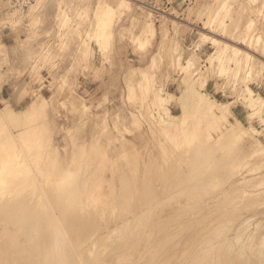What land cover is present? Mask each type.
<instances>
[{"label": "rangeland", "instance_id": "rangeland-1", "mask_svg": "<svg viewBox=\"0 0 264 264\" xmlns=\"http://www.w3.org/2000/svg\"><path fill=\"white\" fill-rule=\"evenodd\" d=\"M98 1L99 0H61V3L58 4L55 3V0H0V110L5 108L6 105H9L17 111L23 110L33 101H40L44 97L47 99L46 112L42 118L40 117V120L44 118L48 122L49 126L45 130V134H50L52 136L50 143L52 146L56 147L58 151L60 150V154L64 155L67 152H71L72 148H74L72 145V140L74 138H76L79 144L89 146L92 141H96L101 137L97 141L108 150L111 157L110 160L106 162V167L108 169L104 171V177L107 179L104 189L107 191V196L111 198L116 196L115 201H120L117 203L116 216L112 217L110 212L103 214V216L94 215V218L88 222L84 232H77L80 228L78 227L76 231L73 230L68 233L67 236L71 240L72 245L74 244V240L77 241L78 245H76L79 249L78 251H81L84 243L81 246L79 241L85 240V238H88L92 233L96 234L95 237H101L103 234L107 236L110 231L114 230L116 225L117 227L121 225L118 228L119 230L117 229L118 231H115V234L111 235V237H107L108 239L105 238L102 247L103 252L101 251L102 253H104V251L106 253H104L105 257L102 254L104 260H109L112 264H121L119 258L116 263L117 258L115 251L116 253H120L124 249L114 250L116 246H121V244L118 243H122L120 241H125V239H127L126 242H130L132 237H130L129 234H131V236L135 235L139 229H141V234L143 235V238L141 235L142 239L139 238V242L144 240V243L147 245L143 244V241L140 242V244L135 243L133 247L138 248L136 247L138 245L139 249L140 247L141 249L139 252L138 249H132L134 255L130 254V256L133 257H128V259L125 258V261L123 260L124 262L121 261L123 262L122 264H151L152 262H154L152 264H156L159 259L165 262L171 253L173 255L172 259L175 262L170 260L171 255L168 258L169 262H165L166 264H192V261H196L197 259V264H216L217 259H219H216V256L220 257L219 255H221L222 260L218 261V264H224L227 258L228 264H239L240 262L241 264H262V261L264 264V153L255 154L254 156H251L249 153L250 150L252 151L254 149V145L256 146L254 142L255 138H260L259 141L264 145V0H256L254 3L250 2V0H226L227 9L230 8L231 10V16L226 19V22L230 24V28L234 30L236 34L243 33L244 23L250 19H254V22H256L254 33H262V40L256 49L240 43L239 37L235 38V43L243 45V47L249 50L254 56L253 62L256 65V70L254 69L252 74L248 76L249 71L243 70L237 78L233 77L232 72L220 75L221 73L219 72L217 60L211 64L210 56L216 51V46L208 40H205L202 35L203 32L207 33L209 30V27L204 28V24L207 20L208 13L211 12L204 10L205 6L211 4L215 8L222 0H129L130 8H126L121 16L115 18L116 23L113 29L114 38L111 40L107 49L100 48L95 39L89 37L85 32L86 29L92 30L94 9ZM32 5H34V8H32ZM62 8L67 10L62 11ZM259 8L260 10L262 9L261 12H258ZM148 13H151V15L148 16ZM86 15H89L92 20H84ZM150 21H153L155 25V33L150 35L151 40H148L145 47L141 48L138 46L137 41L134 40V37L140 34L146 22ZM63 22H67L68 25H63ZM217 36L225 40L230 39V36L222 31H218ZM87 46L90 51L88 54H84ZM153 58H156V60L155 64L152 66ZM189 59H193L195 62L194 66L191 68L195 81H199L200 79L203 80L207 77L208 85L202 87L207 95L218 103L228 102L230 108L229 120L235 123L236 119H239V121L248 128L250 135H247L245 137L246 139L244 138L242 141V145L246 146L245 151L236 153L238 160H234V164H231L233 160L225 159H227V156L229 159V154H232V151L235 152V150L226 153L227 156H225V152L216 150L217 142L215 140L218 137V133H220L222 129H225L226 126H229V123L212 128V139H206L203 134L201 136L204 138L203 141L201 140L202 138H199L201 142L197 140L193 143L194 145L192 144L188 148L186 146H181L179 148L173 145L172 141H166V133L156 129L161 124L159 122L165 121L167 117L165 113L159 111V96L167 97L170 93L174 95V98L167 105V108L170 109H168V111L173 114H180L187 105L188 107L191 106L195 100L194 96L189 95V92L185 90V78L188 77V73L182 66L188 64ZM141 69H148L151 77L149 86L150 95L144 99L142 98L143 90L138 87V82L141 79ZM247 76L249 78H247ZM131 86H135L132 92L130 90ZM196 88H200L198 82ZM252 91H254L256 97H259L258 101L261 103L258 104V101H253L251 104L248 103L249 100H253ZM184 97H189L190 100L186 99L189 104H186V100L183 99ZM71 100L76 101V106H70L69 102ZM182 101H185V104L182 103ZM84 104L88 106L86 109H83ZM156 111L161 113L158 114ZM152 113H157L159 117H157V120L151 122V120H153ZM141 114L145 115V117H142ZM136 116L141 119V125L137 127L135 125ZM179 137L176 136L174 138L175 141L179 139ZM174 139L172 140L174 141ZM125 141L129 143L125 144V148H122L121 144ZM213 141H215V143ZM205 145L209 146L206 148ZM164 146L167 154L169 153L165 161L163 159ZM198 146L201 149L197 148ZM200 150H204V155L205 152H208L207 155L209 159L207 158L206 160L205 158V162L211 159L207 162L208 164L200 162L201 167L202 164H205L202 168H200V164L198 165V163H196L202 161V159L200 160L198 158L199 155L197 154ZM194 152L196 154H194ZM181 153H183V155ZM124 156H129L130 159L133 160L131 161L132 163H127ZM192 162H195L197 165ZM223 164L226 165V172L223 169L224 167L222 169L220 168ZM236 164L242 165L237 166ZM227 165L229 167H227ZM190 166L192 168H190ZM193 166L195 168L199 166L200 170L198 171L196 168L194 173ZM215 166L218 168H215ZM113 167L117 169L114 170ZM212 168L214 170L216 169L217 172L220 171L218 169H221V172H223L222 174L220 172V175L217 172L215 173V171L213 172ZM197 171L199 172V176L197 175ZM185 172L187 173L185 174ZM210 172H212V176ZM224 172L226 173L224 175L225 177L223 176L221 182L215 184L219 180V176H222ZM169 174L170 177H168ZM214 174H218L219 176ZM121 175L123 178L122 181ZM123 175L128 176L136 183L138 179L142 184L133 183L134 186L129 184L125 186L126 182L123 181ZM197 176L198 178H196ZM213 177L215 179H213ZM183 179L185 180L183 181ZM200 179H202L203 182L202 180L200 181ZM210 179L211 181H209ZM190 180L191 182H193V180L195 182H188ZM180 181L184 183L187 181L184 185L190 183V186H195V191H199L197 193L199 196L194 198L193 201L190 200L191 202L185 200L186 202L184 201V205H180L172 200V204L175 206L173 209L175 211L172 212L173 206L171 209L169 207L172 205L169 202L171 200L167 201V199L170 198L171 193L172 195L176 193L174 189H179V186L183 185ZM123 182H125V184ZM149 182L152 184L151 186L153 188V190L151 188L149 190L151 191L150 194L152 192L154 193L150 195L153 200L150 196L146 195L149 191L146 189L143 191L141 187L143 183L149 185ZM201 183L205 185H201ZM110 184H114L115 188L112 187L113 189H111ZM122 185L123 189L126 187L125 190L127 193H125V190L121 189ZM129 186H132L133 189H130ZM171 187H174L173 191ZM127 188L130 191L133 190L131 194L128 192L129 190ZM140 190L143 194L145 191L148 192L143 196ZM204 190L206 192H204ZM122 191H125L123 192V196L125 195L124 197L122 196ZM126 196L127 199L133 196L132 200L129 198L131 202H129V199L125 200ZM139 196L142 199L139 198ZM121 198L123 200H121ZM163 198L165 200H163ZM144 199L146 202L148 201V204L150 199L151 203L147 205ZM155 202H157L156 205L159 203H161V205L162 203L164 204L162 205L163 207L161 205H159L160 207L158 206L159 210L164 208L161 210L163 215L160 212L161 216L159 215L158 217V219L161 218V221L159 220L160 224L158 223V226L156 225L158 228H154L155 233L149 235L145 228V230H143V227L140 228L141 226L137 224L139 220L138 217H140L143 212L150 209ZM125 203L127 204L124 206ZM169 203L170 205H167ZM182 206L185 207L183 208ZM165 208L168 212L170 210L171 212L168 214ZM164 210L166 215L169 216L168 218ZM179 210L181 213H178ZM140 211H142V213H140ZM136 212L140 214L138 215ZM136 214L138 216H136ZM135 216L136 219L134 218ZM162 216L163 218L165 217L164 221L162 220ZM127 219L130 220L127 222ZM133 219L135 220L133 221ZM201 219L203 224L201 223ZM131 220L133 222H131ZM185 222L188 223L186 224ZM180 223L183 224L181 225ZM198 223H200L199 226ZM4 226L8 228L9 232L10 229H13L12 226L6 224L0 225V228ZM121 228H123L122 231ZM222 228L223 230H221ZM156 231L160 232L157 233ZM176 232H179L178 235H176ZM143 233H146V236ZM209 233H211V236ZM168 234L171 236L169 237ZM172 234L175 235L173 236ZM137 235L139 236L140 233ZM137 235H135V237ZM218 235L221 238L218 237ZM126 236H128V238ZM147 236L150 238L147 239ZM167 236L170 243L175 240H180L178 243L180 242L181 244L175 241L173 244L175 243L176 245H172L168 242L171 247H168L167 250V247L165 248L163 245H170L166 242L161 243L164 241L161 240L165 239ZM175 236L179 239H176ZM95 237L92 238L91 244ZM171 237L175 239L172 240ZM146 241L148 243H146ZM189 241L190 247L188 246ZM200 242H204L205 245ZM211 242H214V244ZM217 243H220L221 246ZM146 246L147 249L145 248ZM142 247L145 249H142ZM173 247H176L177 250ZM178 247L179 251L186 249L188 254L185 250L184 252L176 253V255L175 252H178ZM155 248L158 252H156ZM192 248L193 251L191 250ZM202 249H204V252H202ZM218 249L219 252L217 251ZM229 249L230 252H228ZM144 250L149 256L146 253L145 255L142 253ZM224 250H226V253ZM238 250H240V253ZM135 251H137V253ZM148 251L151 252L148 253ZM228 253L231 254L228 255ZM242 253H244V255H242ZM141 254L143 257H140ZM174 254L180 261L178 259L176 260ZM239 255L243 257H241L242 260ZM111 256L113 258L115 257V259L113 260ZM238 256L240 259L239 262H237L238 258L236 259ZM258 256L261 259L258 260ZM163 258L165 259L163 260ZM139 259H141V261ZM207 259H209V261ZM86 261H88V259ZM113 261H115V263H113ZM162 261L160 260V262ZM160 262L157 264H161Z\"/></svg>", "mask_w": 264, "mask_h": 264}, {"label": "bare ground", "instance_id": "bare-ground-1", "mask_svg": "<svg viewBox=\"0 0 264 264\" xmlns=\"http://www.w3.org/2000/svg\"><path fill=\"white\" fill-rule=\"evenodd\" d=\"M255 1L256 0H250V2H253V3ZM55 3L60 4L61 0H55ZM32 8H34V5H32ZM126 8H130V1L129 0H111V1L99 0L97 5H96V8L94 9V17H93L94 22H93L92 30L90 31V29H86L85 30L86 34L89 35V37L94 38L95 41L97 42V45H99L100 48L107 49L111 43V40L114 38V30L113 29H114V25L116 23L115 18L117 16H121L123 14V12L126 10ZM64 10H67V9L62 8V11H64ZM204 10L211 11L210 13H208L207 20L205 22V24H207L209 26L210 30L207 33L203 32L202 35H203V38L205 40H208L209 42L213 43L216 46V51L210 56L211 64L217 60L219 72L221 73L220 75L232 72L233 77L237 78L238 76H240V73L243 70L249 71L248 76L250 74H252L254 69L256 70V67H255L256 65L253 62L254 56L249 52V50L244 48L243 45H248L251 48L256 49V47H258V44L262 40V33H254V27L256 24V22H254L255 20L250 19L247 22H245L244 26H243V31H242L243 33L242 34H236L234 32V30H232L230 28V24H228L226 22L227 21L226 19L231 16V10H230V8L227 9V1L226 0L220 1L219 4L215 8L211 4H207L205 6ZM261 10L259 8L258 12L259 11L261 12ZM89 15H86L84 20L85 19H86V21L92 20ZM149 15H151V13H148V16ZM35 21H36V19H35ZM62 24L68 25L67 22H63ZM218 31H222L225 34L229 35L230 39L225 40L221 37H218L217 36ZM154 33H155V25H154L153 21L146 22V24L142 28L141 33L136 35L134 37V40L137 41L139 47L144 48L146 45V42L148 40L149 41L151 40L150 35H152ZM237 37H239L240 43H242L243 45L234 42L235 38H237ZM89 51H90V49L87 46L84 54L85 53L88 54ZM155 60H156V58H153L152 66H153V64H155ZM194 63L195 62L193 61V59H189L188 64L182 66L186 70V72L188 73V77L185 78V85H186L185 90H187L189 92V95L194 96V98H195L194 102L189 107L187 105L183 109V112H181L180 114H173L172 112L170 113L168 111L169 108H167V105L174 98V95L172 93H170V95H168L167 97L159 96L158 97V101H159L158 106L160 107L159 111H161L162 113H165L167 117H166L165 121L163 120V121L159 122V120H158V122L161 124L156 129H158V131H160V132L164 131L166 133L165 135H167V136H165L163 133V135L166 137V141H172L173 145L178 146L179 148L181 146H186L188 148L197 140L200 141L199 138H202L201 140L203 141L204 138L201 137L203 134L205 135L206 139H212L213 138L212 128H214L215 126L219 127V126L226 125L227 123H229L230 124L229 126H226L225 129H222L220 131V133H218V137L215 140L217 142V146L215 144L214 145L216 146L217 151L225 152L224 154L230 153V151L235 150V152L232 151L233 157H232V154H229L230 156L228 159L227 154L225 155V156H227V159H225V160H231V161L233 160V162L231 164H234V160H238L236 153L245 151L246 146L242 145V141L244 140V138L247 135L248 136L250 135L248 132V128L245 127L244 124H242L241 121H239V119H236L235 123L234 122L232 123L229 120L230 108H229L228 102L218 103L213 98H211L207 95V93L202 88L205 85V82H206L205 79H203V80L200 79L199 81H195V79L193 78V75H192L193 73L191 72V68L194 66ZM140 73H141V79L138 82V87L141 90H143L142 98L144 99L145 97L150 95L149 94V92H150L149 86H150V82H151V77L149 75L148 69H141ZM256 74H258V73H256ZM248 76H247V78H249ZM197 82H198V85L200 84V88H196ZM134 88H135V86H131V88H130L131 92L134 90ZM187 93H186V95H187ZM251 93L253 94V100H249L248 101L249 104H251L253 101H258V99H259V97H256V94L254 93V91H252ZM182 97H180V98H182ZM185 97L183 99H185V100L189 99V97L188 98H185ZM69 103H70L71 107L76 106V101H74V100H71ZM182 103L185 104V101H182ZM187 103H188V101L186 100V104ZM259 103H261V102L258 101V104ZM46 106H47V99H45L43 97L40 101H38V100L33 101L26 109H23V110L17 111L16 109H13L9 105H6L5 108L0 110V225L6 224V225L13 227V229H10V232H9L8 228H6L5 226L0 228V263L1 264H108V263H111V262H109V260H106L107 263L104 260L105 251H104V253H102L103 252L102 247L104 245L105 238L108 239L107 237H111V235L115 234V231H118L119 230L118 228L121 225H118V227L116 225L117 228L115 227L114 230H112L110 228L112 231H110L107 236L103 234V236H101V237H99V236L95 237L96 234L92 233L88 238H85V240L79 241L81 246L84 243V246H83L81 251H78L79 250L77 248L78 242L74 240V244L72 245L71 240L67 236L70 231H73V230L76 231L78 227H80V228L77 232H80V231L84 232L87 225H88V222H90L92 220V218H94V215L103 216V214L110 212L112 217L116 216L117 203L120 201H118V202L115 201L116 196H114V197L112 196L113 198L107 196V191H106V189H104L105 182H107V179L104 177V171L108 169L106 167V162L109 161L111 158L109 155V152L106 148H104L102 146V144L100 142L97 141L101 137L98 138L96 141H92V143L89 146L79 144V142L76 141V138H74L72 140V145L74 148H72L71 152L70 153L67 152L64 155L60 154L59 153L60 150L58 151L57 148L52 146V144L50 143L52 136L50 134H45V130L49 126L48 122L44 118L40 120V117L42 118L46 112L45 111ZM87 107L88 106L86 104H84L83 109H86ZM161 112H157V113L159 114ZM157 113H154V114L152 113L153 120H151V122L158 119L157 117H159V116H157ZM141 116L145 117V115H143V114H141ZM160 120H161V118H160ZM135 125H136V127L141 125V119L138 116H136ZM62 126H63V124H62ZM101 132H102V130H101ZM176 136L177 137L180 136V137H179V139H176V141H175L174 138ZM172 139H174V141ZM259 139L258 138L254 139L256 146L254 145V149L252 151L250 150L249 153L251 154V156H254L255 154H263L264 153V145L259 141ZM215 141H213V142L215 143ZM162 142H164V141H162ZM200 142H199V144L201 145ZM128 143L129 142H126V141L123 142L121 144L122 148H125V146H126L125 144H128ZM199 144H196V145H199ZM199 146L197 148L201 149ZM205 146L207 148V146H209V145H205ZM205 146H204V148H205ZM194 147H196V146H194ZM203 151L200 150L197 152V154L199 155L198 158L200 160L202 159V161H199V162L195 161L196 163H198V165L200 164V168H202L203 165L205 166V164H202V167H201L200 162L207 163L211 160L210 159V160L205 162V158L207 160V158L209 159V157L207 155L208 152L207 153L205 152V155H206L205 156L203 154ZM195 152H194V154H196ZM191 153H192V151H191ZM181 154L183 155V153H181ZM213 154H212V156H213ZM163 155H164L163 159L165 161L167 159V155H169V153L167 154L165 146H164V150H163ZM193 157H196V156H193ZM124 158H125L127 163H130L131 161H133L132 159H130L129 156H124ZM223 161H221V162H223ZM241 161H242V159H241ZM195 162H192V163L195 164ZM228 163H229V161H228ZM194 164H192V165H194ZM224 164H226V163H224ZM224 164L220 168L222 169L224 167L223 169L225 170L226 165H224ZM195 165H197V164H195ZM239 165H237V166H239ZM206 167H207V165H206ZM227 167H229V166L227 165ZM233 167H235V166H233ZM190 168H192V167L190 166ZM196 168H197V166H196ZM196 168L194 167V173H195ZM208 168H210V167H208ZM215 168H218V167L215 166ZM113 169L115 170L117 168L113 167ZM221 169H218L220 171L217 172L216 169L214 170L212 168L213 172L215 171V173L217 172L218 174H220ZM252 169H253V167H252ZM196 170H198V171L200 170L199 166ZM231 170H233V169H231ZM222 172H221V174H222ZM225 172H226V170H225ZM225 172L223 173L222 176H219L218 174H214V175L219 176V178H218L219 180L215 184L221 182L222 177L226 174ZM186 173L187 172H185V174ZM210 173H211L210 175L212 176L213 175L212 172H210ZM170 174L168 177H170ZM191 174H193V173H191ZM126 175H128V174H126ZM162 175H163V173H162ZM197 175L199 176V172ZM210 175H209V177H210ZM198 176L196 178H198ZM207 176H208V174H207ZM209 177H207V178H209ZM199 178H201V177H199ZM205 178H206V175H205ZM122 179L123 178L121 175V181H122ZM178 179H179V177H178ZM213 179H215V178L213 177ZM143 180H144V178H143ZM184 180L185 179H183V181ZM186 180H189V179H186ZM201 180L202 179H200V181ZM123 181L126 182L125 186H127L128 184L134 186L133 183H136L135 181H133L128 176H124ZM137 181H138L137 183H141V181L139 182L138 179H137ZM209 181H211V179ZM125 182H123V183L125 184ZM131 182H132V184H131ZM165 182H166V180H165ZM180 182H181V184L183 183V185L179 184V185H181V186H179V189L178 188H176V190L174 189V192L176 191V193H173V195L171 193L170 198H168V199L166 198L167 201L171 200V201H169L171 204L174 201L180 205L181 204L184 205V203L186 202L185 200H187V202H188V200H189V202H191V201H193L194 198L199 196L197 194L199 191H195V186L191 185L192 186L191 187L189 185L190 183L195 182L194 180H193V182H191V180L188 181V182H190L188 184L190 187L188 185H184V184H186L187 181H185V183L182 181H180ZM202 182H203V180H202ZM167 183H168V180H167ZM202 184L203 183H201V185ZM123 185H122L121 189H123ZM151 185H152L151 183L149 185L147 183L146 184L143 183V186H141V187L143 188V191L145 189L149 191L150 188L153 190ZM203 185H205V184H203ZM112 187L115 188L114 184H110L111 189H113ZM175 187H176V185H175ZM129 188L133 189L132 186H129ZM173 188H172V191H173ZM202 188H203V186H202ZM125 189H126V187H125ZM125 189H123V190H125ZM205 190H204V192H206ZM234 190H236V189H234ZM125 191H122V196H123V192H125ZM132 191L129 190L128 192L131 194ZM148 191H145V193ZM168 191H169V189H168ZM111 192H112V190H111ZM140 192H142V191L140 190ZM150 192L151 191L148 192L149 195L147 193H146V195L147 196L152 195L153 192L151 194H150ZM125 193H127V191ZM145 193L143 194V192H142L143 196L145 195ZM168 193H170V192H168ZM202 193H203V191H202ZM202 193H201V195H202ZM128 194H126V195H128ZM240 195H242V194H240ZM132 197H129V198H131V200H132ZM151 197L152 196H150V198ZM229 197H230V195H229ZM139 198H141V197L139 196ZM143 198H146V197H143ZM126 199H127V196H126L125 200ZM226 199H227V197H226ZM121 200H123V199L121 198ZM136 200H137V197H136ZM163 200H165V199L163 198ZM201 200H203V199H201ZM221 201H222V199H221ZM221 201H220V203H221ZM237 201H238V199H237ZM129 202H131L130 199H129ZM145 202H146V200H145ZM145 202H143V203H145ZM224 202H225V199H224ZM150 203H151V200L149 199V204ZM156 203L157 202H155V204L153 203L154 205H152V207L150 209L147 208L148 210H146L145 212L142 213V211H140V213H142V215L140 217H138L139 220H138L137 224H139L141 226V227L140 226H138V227H140V228L143 227V230L146 229V231L148 232L149 235L151 233L152 234L155 233L154 228L157 227L158 223L160 224V221H161V218L158 219V217L160 215V212L162 214L161 210L164 209V208H162L161 210H159L158 206L161 205V203L158 202L159 203L158 205H156ZM170 203L167 205H170ZM198 203H200V202H198ZM120 204H122V203H120ZM126 204L127 203H125L124 206ZM149 204L147 203V205H149ZM147 205H146V207H147ZM162 205H164V204L162 203ZM195 205H197V204H195ZM208 205H209V203H208ZM172 206H173L172 212H174L175 210H173V209L175 206L172 204L169 207L171 209ZM121 207H123V206H121ZM128 207H129V205H128ZM144 207H145V204H144ZM144 207L142 206L143 209H144ZM123 208H125V207H123ZM228 209H230V208H228ZM166 211H167V209H166ZM179 211H178V213H181V211L180 212ZM164 212H165V210H164ZM169 212H171V210ZM169 212L167 211L168 214H169ZM119 213H120V211H119ZM140 213H137V214L139 215ZM137 214H136V216H138ZM170 214H173V213H170ZM165 215H166V212H165ZM177 215H180V214H177ZM136 216L134 217L135 219H136ZM168 217L169 216H167V218ZM212 217H213V215H212ZM162 218H163V216H162ZM135 219H133V221ZM202 219H201V223H202ZM204 219H205V217H204ZM128 220H130V219H127V222H128ZM162 220L164 221L165 217ZM177 220H179V219H177ZM198 220H199V218H198ZM133 221L131 220V222H133ZM196 222H197V220H196ZM210 222H211V219H210ZM199 224L200 223H198V226H199ZM219 225H221V224H219ZM134 226H135V224H134ZM164 226H165V224H164ZM178 227H179V225H178ZM192 227H193V225H192ZM124 228H126V227H124ZM132 228H133V226H132ZM217 228H219V227H217ZM122 229L123 228H121V231H122ZM127 230H129V229H127ZM131 230H133V229H131ZM157 230H159V229H157ZM202 230H204V229H202ZM221 230H223V228ZM227 230H229V229H227ZM181 231H183V230H181ZM156 232L158 233L160 231H156ZM134 233H136V232H134ZM138 233H140L139 236L137 235ZM178 233L176 232V235H178ZM197 233H198V231H197ZM197 233H195V234H197ZM210 234L211 233H209V235ZM214 234H215V232H214ZM129 235H130V237H132L131 240L129 238L130 242L129 241L126 242L127 239H125V241H122V240L120 241L123 244L118 243V244H121V246L118 245L119 246L118 247L115 245L116 249H114V250H119V249L123 250L124 249L121 252L119 251L120 253H118V252L116 253V251H115V255L117 258L116 263L118 262V258L120 260V263L122 264L125 261L124 260L125 258L128 259V257H131V258L133 257V256H130V254L131 255L133 254V250L135 248L133 246L135 245V243L140 244V242L143 241L142 243L145 244L144 240L139 242V238H141V235H142L141 229L137 230V233L135 234V235H137L136 237H135V235H132V236H131V234H129ZM224 235H226V234H224ZM128 236H126V237L128 238ZM162 236H164V235H162ZM168 236L170 237L171 235L168 234ZM168 236L165 237V239H162L161 241H163V240L164 241L161 243H165V242L168 243L169 242ZM94 237H95V239H93V242L91 244V240ZM218 237H220V236L218 235ZM142 238H143V235H142ZM149 238L150 237L147 236V239H149ZM175 238H176V236H175ZM175 238H172V240ZM239 238H240V236H239ZM154 240H156V239H154ZM208 240H206V241H208ZM147 241H146V243H148ZM175 241H173V242H175ZM178 241H180V240H178ZM178 241H176V242L178 243ZM173 242H171V243L169 242V243L172 245H176L175 243L173 244ZM202 243H204V242H202ZM211 243L214 244V242H211ZM178 244H181V243L179 242ZM145 245H147V244H145ZM204 245H205V243H204ZM218 245L221 246L220 243ZM222 245H223V242H222ZM115 246H114V248H115ZM158 246H159V244H158ZM163 246L165 248L167 247V250H168V247H171V245L167 246L165 244ZM182 246H184V245H182ZM188 246L190 247V241H189ZM199 246H200V244H199ZM136 247H138V248H135V250L138 249V252H139L141 247H140V249H139L138 245ZM176 247H173V248H175L177 250ZM145 248L147 249V246ZM145 248L142 247V249H145ZM148 248H149V246H148ZM161 248H160V250H161ZM229 248H230V246H229ZM182 249H184V248H182ZM188 249H190V248H188ZM194 249H195V247H194ZM204 249H202V252H204L203 251ZM206 249H208V248H206ZM171 250L173 252L172 248H171ZM185 250L179 251V247H178V252H175V254L180 253V252H184ZM191 250L193 251V248ZM232 250H233V248H232ZM112 251H113V249H112ZM153 251H155V250H153ZM213 251H214V249H213ZM217 251L219 252V249ZM225 251L226 250H224V252ZM239 251L240 250H238V252ZM135 252L137 253V251H135ZM150 252L148 251V253H150ZM156 252H158L157 249H156ZM165 252H167V251H165ZM198 252H201V251H198ZM228 252H230V249ZM109 253H111V252H109ZM142 253L145 255V253H146L145 250ZM169 253H171V252H169ZM186 253L188 254V251ZM220 253H221V251H220ZM102 254L104 257H102ZM230 254L228 253V255H230ZM115 255H112V256H115ZM169 255L171 256L172 253ZM176 255H175V258H176ZM184 255H186V254H184ZM198 255H200V254H198ZM228 255H227V257H228ZM242 255H244V253H242ZM112 256H111V258L114 260L115 257L113 258ZM179 256H182V255H179ZM219 256L220 257L216 256V259L219 258V259H217L216 264H218V261L222 260L221 255H219ZM239 256L236 257V259L238 258L237 259L238 261L236 260L237 262H239L241 257H242V256H240V259H239ZM259 256H258V260L261 259V258H259ZM261 256H263V255H261ZM140 257H143L142 254ZM167 257H168V255H167ZM172 257H173V255L171 256L170 260H173ZM193 257H194V255H193ZM134 258H135V256H134ZM138 258H137V260H138ZM145 258H146V256H145ZM168 258H167V260H165V262L169 260ZM87 259H88V261H86ZM142 259H144V258H142ZM164 259L165 258H163V260ZM177 259L178 258H176V260ZM185 259H186V257H185ZM129 260H130V258H129ZM139 260L141 261V259H139ZM160 260L162 261V259H159L157 261V263H159ZM207 260L209 261V259H207ZM213 260H211V261H213ZM227 260H228V258L226 259V262L224 260L223 261L226 264H228ZM121 261H123V262H121ZM196 261H198V259ZM196 261H192L193 262L192 264H197ZM146 262H148V261H146ZM165 262L162 261L160 263L164 264ZM168 262H166V263H168ZM173 262H175V261L173 260ZM113 263H115V261H113ZM129 263H130V261H129ZM139 263H141V262H139ZM152 263H154V262H152ZM213 263H215V262H213ZM243 263H244V261H243ZM245 263H246V261H245ZM135 264H138V263H135ZM239 264H241V262ZM262 264H263V261H262Z\"/></svg>", "mask_w": 264, "mask_h": 264}, {"label": "crops", "instance_id": "crops-1", "mask_svg": "<svg viewBox=\"0 0 264 264\" xmlns=\"http://www.w3.org/2000/svg\"><path fill=\"white\" fill-rule=\"evenodd\" d=\"M207 24H204V28H207V27H209L208 25L206 26ZM210 30V29H209ZM209 30H208V32H209ZM235 42V41H234ZM213 44V43H212ZM214 45V44H213ZM215 46V45H214ZM205 79H207L206 80V82H205V86H207L208 85V78L206 77Z\"/></svg>", "mask_w": 264, "mask_h": 264}]
</instances>
